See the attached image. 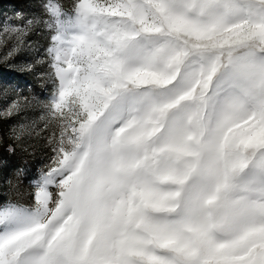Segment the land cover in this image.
Instances as JSON below:
<instances>
[{
    "label": "snow or ice",
    "instance_id": "snow-or-ice-1",
    "mask_svg": "<svg viewBox=\"0 0 264 264\" xmlns=\"http://www.w3.org/2000/svg\"><path fill=\"white\" fill-rule=\"evenodd\" d=\"M184 8L183 13H176L167 0L159 3L72 0L71 7L63 0H41L39 14L27 8L14 11L8 17L12 23L0 26V101L5 105L0 120L11 117L13 122H19L36 106L46 110V124L52 116L62 114L68 97L65 85L71 73L79 71L68 62L71 47L81 52L88 50L85 80L93 86L99 100L95 105L84 104L82 134L106 118L118 120L126 105L144 103L143 98L129 95L142 82L140 69H132L130 65L134 61L151 64L160 60L167 52V43L142 46L138 39L131 38L123 26L126 22L118 23L113 12L129 13L132 23L139 20V27L131 32L145 39L156 35L166 40L174 22L182 23L193 17L198 31L215 34L231 32L245 23L264 26V0H187ZM145 13L159 23L149 25L143 19ZM40 26L48 29L43 34L47 41L45 51L28 61L25 54L33 51L29 42ZM37 65L46 69L43 83L36 85L50 90L44 100L34 94L27 79L29 76L41 79ZM216 70L212 68L213 72ZM105 84L110 86L105 88ZM153 111L156 115L152 118L156 119L163 115L164 109L154 107ZM246 120L251 125L237 133V127ZM158 122L164 123L162 119ZM207 132L205 128L199 137L187 136L188 141L196 144L194 157L185 162L182 170L175 171L170 189L154 208L165 219L144 210L135 216L97 218L92 242L86 247L70 242L57 246L40 226V212H33L19 201L0 198V264H264V199L230 195L245 187L237 179L249 168L254 167L264 176V104L249 114L245 101L233 97L211 135ZM13 137L23 144L15 129ZM257 137H261L259 142ZM179 138L183 139L184 134ZM9 152H15L14 145H9ZM206 153L210 160L203 167ZM66 162L67 154L63 152L50 157L46 170L39 172L35 183L38 191L33 200L43 206L44 188L53 180L62 182L65 202L72 198L87 173L77 172L66 178L59 167ZM208 173L222 176L218 191L223 195L198 203L193 193L190 207L187 189L195 188L196 182ZM77 209L80 214L88 212L87 198L77 202ZM136 224L144 226L141 240L131 239L138 235L133 231Z\"/></svg>",
    "mask_w": 264,
    "mask_h": 264
},
{
    "label": "rangeland",
    "instance_id": "rangeland-1",
    "mask_svg": "<svg viewBox=\"0 0 264 264\" xmlns=\"http://www.w3.org/2000/svg\"><path fill=\"white\" fill-rule=\"evenodd\" d=\"M63 2L71 7L72 0ZM145 2L159 3L160 0H133V3ZM186 2L167 0L176 13L185 11ZM22 8L39 14L41 0H0V26L11 24L8 17ZM112 15L118 17V23L126 22L123 25L125 29L142 46L167 43L168 69L177 66L192 68L196 73L195 83L191 88L168 94L174 79H169L165 70L158 67L160 60L151 64L134 61L130 67L140 69L139 80L142 82L134 86L129 95L141 97L145 102L124 106L118 120L106 118L95 127L89 126L82 134L81 121L85 120L86 113L84 104L95 105L99 100L93 86L85 80L90 58L88 50L81 52L77 47H71L67 59L79 71H73L65 85L68 97L62 114L52 116L46 124V110L36 106L29 109L19 122H13L11 117L0 120V198L19 201L33 212L37 208L51 206L62 192V182L53 180L46 185V203L43 206L32 199L38 191L35 183L40 170H46L50 157L63 152L67 154V162L59 167L66 178L73 177L74 168L77 173L86 171L90 164L105 165L112 169L116 177L127 182L123 197L126 216H135L138 211L144 210L158 219H165L154 208L160 203V197L170 189L172 176L178 170L176 165H184L194 157L193 149L189 147L193 142L188 141L187 136L199 137L205 128L210 136L220 119L221 109L234 97L232 75L220 76L219 73L230 67L244 68L252 60L264 61V26L260 24L245 23L231 32L215 34L198 31L196 18L193 17L182 23L174 22L166 40L156 35L145 39L131 32L139 27V20L132 23L129 13L113 12ZM143 19L149 25L159 23L147 13ZM47 31L40 26L32 36L29 43L33 51L25 54L28 61L43 55L47 43L43 34ZM213 67L217 68L214 72ZM37 68L40 69L41 79L38 81L32 76L27 79L33 86L34 94L44 100L50 95V90H46L47 86L40 88L36 85L43 83L46 69L41 65ZM109 86L105 84V88ZM154 107L164 109L163 115L156 119L152 118L156 115ZM3 110L5 105L0 101V111ZM161 119L163 124L158 122ZM13 129L23 140L22 145L13 137ZM181 133L184 134L183 139L179 138ZM260 140L261 137H257V142ZM9 145L15 146L14 153L9 152ZM17 168L21 171L17 172ZM257 175L259 173L254 167L249 168L238 177L237 183L245 186ZM133 231L138 235L131 239L143 238V225L136 224Z\"/></svg>",
    "mask_w": 264,
    "mask_h": 264
},
{
    "label": "clouds",
    "instance_id": "clouds-1",
    "mask_svg": "<svg viewBox=\"0 0 264 264\" xmlns=\"http://www.w3.org/2000/svg\"><path fill=\"white\" fill-rule=\"evenodd\" d=\"M168 53L160 59L158 67L165 70L169 79H174L172 88L168 94L178 89L191 88L195 83L196 73L190 67L183 69L177 67L168 69ZM231 74L234 83L232 89L234 97L239 96L245 101L249 114L259 105L264 104V61H249L244 68H227L219 75ZM226 105L220 111V119L223 117ZM219 119V120H220ZM251 125L250 120L239 125L235 130L237 133L243 131ZM196 148L193 142L190 146ZM209 154H205L203 167L208 166ZM184 165H176L178 170H182ZM87 178L79 183L73 191L71 199L65 202L64 192L59 194L60 199L53 201L51 206L37 208L40 212V226L50 235L52 241L57 245L72 243L75 246H87L92 242L93 229L97 218L110 220L114 216L125 215L123 197L126 194V183L123 179L115 176L112 169L101 164H90L86 170ZM76 174L75 168L72 173ZM222 182L219 174L208 173L202 176L195 185L189 186L187 195L189 206H193L192 196L195 193L198 203H203L213 196H222L223 192L218 191ZM235 197H247L251 200L264 199V176L257 175L251 178L250 182L242 189H237L230 194ZM87 198L88 212L78 213L77 202H83ZM28 204V201H25ZM34 207V206H33ZM50 213V214H49Z\"/></svg>",
    "mask_w": 264,
    "mask_h": 264
}]
</instances>
